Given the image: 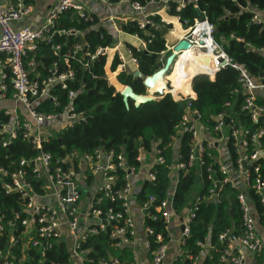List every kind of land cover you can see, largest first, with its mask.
Returning <instances> with one entry per match:
<instances>
[{
  "label": "built area",
  "instance_id": "obj_1",
  "mask_svg": "<svg viewBox=\"0 0 264 264\" xmlns=\"http://www.w3.org/2000/svg\"><path fill=\"white\" fill-rule=\"evenodd\" d=\"M108 4H130L134 14L130 21L135 22L139 28L149 26L158 27L155 23V16L159 15L161 21L166 25L174 28L175 24L168 17L177 18L181 28L182 36L174 39L172 42L166 40V50L161 55L166 56L174 51V45L180 40H187L191 44L190 49L203 51L204 54L213 60V76L224 68L231 67L239 74V88L235 92L241 95L243 102L240 106L242 112L249 114L252 122L258 123L256 130L252 131L245 125L238 123L235 118L231 117L226 111L221 112L216 117L218 120L229 118L225 125L222 123L214 127V131L219 133V137H214L213 130L209 126L201 123L202 115L193 108L192 102L196 99V93L190 87V94L179 90L176 100H186V112L182 117L180 124L176 127V134L172 137L174 146L178 143V136L182 133L191 135V147L189 155V167L195 165L205 168L208 178L214 181V187L210 190L209 199H216L218 192L224 183L230 182L233 188H236L237 178L230 177V170L226 163L220 157H213V162L205 160V154H211L214 149L220 150L225 148L223 142L233 140L238 152L236 172L244 178L246 186H251L252 172L250 167L260 158L264 159V104L259 102L256 91L264 87V76L255 79L247 70L243 63H237L232 56L226 51L223 45V37L215 38L216 26L208 17L206 11H202L196 4L200 15L192 21L183 20L180 16L170 14L172 4H176V9L180 11L185 8L188 2L192 0H150L143 4L141 0H100ZM196 2L197 0H193ZM237 4L242 11L251 14V22L264 27V10L257 5H252L249 0H230ZM33 10V3L27 0H0V100L10 98L25 109V114H16L11 110H5L6 115L11 116V120L2 126L0 135L5 134L3 146L7 147L14 138L20 133L29 140L36 154L30 157H22L19 160H12L7 166H0V184L6 194H18L20 213L25 214L21 220L23 225V238H28L26 242L32 243L34 247H39L42 255L49 248L48 242L53 239L54 242H65L69 249V264L78 260L81 264H137L122 263L116 258L92 256V246L84 247L83 244L91 236L108 232L109 226L112 227L110 237L114 240V245L118 248L130 247L136 234L135 221L130 211V198L133 194L132 180L142 171V151L140 150L139 161L141 167L136 169L130 166L126 161L124 153H116L114 150L105 151L101 147L91 153H80L77 150L66 153L57 159L53 154L43 149V144L49 142L52 136H57L61 131H57L59 123L66 125L65 129L73 128L77 124L87 123L91 118V113L77 109L75 100L79 91L70 88V82L75 81V72L71 67L72 60H78L84 67H88L100 54H106L103 50H109L110 47H100L95 53L86 49L83 42L73 45L70 48L71 54H59L60 45L54 43V36L58 35H79L80 32L73 29L56 30L58 19L66 12H72L79 19L85 21L92 16L86 10V4L81 0H57L46 13L44 21L38 27L21 26L15 27L14 23L21 22L29 16ZM229 11H226V14ZM171 28V29H172ZM169 30L170 33L172 32ZM168 32V31H167ZM140 41V46L133 45L138 49H146L147 43H151L154 35L147 41L135 35ZM238 41L244 42L243 38H237ZM41 43L52 46L58 56V60L53 62L49 69V75L45 76L34 59H28L31 52L38 49ZM170 44V46H169ZM253 48L252 44H247ZM114 56L109 64L110 74H114L117 79L121 71H127L129 62L137 63L133 56L131 48L116 43L114 47ZM184 50L180 51L183 52ZM264 53V47L259 49ZM78 53L79 56L78 57ZM118 58L120 63L116 69L112 70L114 60ZM67 67V70H60V61ZM107 66V63H106ZM105 66V70H106ZM31 71H34L33 77ZM109 82V74L106 70ZM10 74L9 82L13 87L11 96H8L9 85L5 82ZM201 75V74H200ZM56 84H61L62 89L68 90L67 100L62 109L56 112L48 113L45 110L38 109V105L43 101H50L54 106L59 107L64 101L52 93V88ZM84 89V85L81 86ZM230 106V103H227ZM26 114H30L31 120L27 119ZM64 129V130H65ZM54 130V132L52 131ZM206 134V136H205ZM212 135V137H211ZM221 144V146H219ZM251 147V149H250ZM161 151L155 149L156 158L146 166L144 184L152 183L156 180V175L152 170L156 164H164L165 158L160 155ZM176 167L179 165L178 161ZM249 163L245 168L244 164ZM214 164H217L219 172L224 175L223 181H216ZM125 172V185L117 191L118 199L121 200V210L115 211L113 208L103 210L96 208L95 203L102 201L98 194L112 196L113 187L115 186L116 175L112 172L117 170ZM255 173L259 172V166L255 167ZM91 181L89 183V178ZM178 182V174L174 177L170 194L160 202L159 209L161 217L165 222V229L170 238L171 226L177 219L178 213L173 202V194ZM253 187L260 196L261 203L264 205V180L257 177L253 182ZM90 190L91 193L85 205L82 204L85 193ZM218 190V191H217ZM147 200L141 203L145 212L157 202L155 193L148 191ZM237 199L242 211V235L238 238L242 246L252 250H260L264 247V238L259 236L256 231V222L254 214L250 208L248 198L245 193L238 191ZM193 202V203H192ZM189 211L185 214L182 221V230L180 240L182 247L186 238L191 234L190 224L195 217V212L199 209L200 198L195 196L190 202ZM20 213H16L14 221L21 218ZM3 214H0V241L4 233ZM12 220L8 222L9 226ZM69 236H67V233ZM146 233L153 234L154 229L146 226ZM231 231L227 230L220 236L221 240H229ZM156 240L159 246L153 251L152 264H174L175 258L171 262H166L168 253V241L165 242V236L158 233ZM232 240L226 250V258L230 264H245L243 252L239 249L232 251ZM19 242L18 238L12 235L9 239V248L0 250V264H11L12 251L11 247ZM202 245L203 251L205 244ZM146 247L151 251V242L147 238ZM202 251V252H203ZM180 256V255H179Z\"/></svg>",
  "mask_w": 264,
  "mask_h": 264
},
{
  "label": "trees",
  "instance_id": "obj_2",
  "mask_svg": "<svg viewBox=\"0 0 264 264\" xmlns=\"http://www.w3.org/2000/svg\"><path fill=\"white\" fill-rule=\"evenodd\" d=\"M150 0H141L147 4ZM252 5H257L264 10V0H249ZM34 3V0H27ZM196 4L202 11H206L212 23L216 26L215 38L223 37V45L226 51L237 63L246 65L249 73L255 78L261 74L264 76V53L259 49L264 47V27L251 22V14L242 11L240 7L230 0H197L188 2L185 8L180 11L176 9V4H172L170 14L180 16L181 19L191 21L198 16ZM226 11L229 13L226 14ZM92 20L79 19L72 12H66L57 21L56 30H70L80 32L79 35H58L54 36V43L60 45L59 54H71L70 48L78 43H85L86 49L95 53L100 47H114L116 35L108 29L99 27L98 18L92 15ZM155 23L158 27L149 26L139 28L135 22H127L122 30L132 35H138L144 41L154 35L151 43H147L146 49H138L131 44L133 56L137 60L139 70L144 77L156 72L161 64L158 58L166 50L165 34L172 26L161 21V17L156 15ZM175 25L174 28H177ZM237 38H243L240 42ZM252 44L253 48L247 46ZM156 54L158 57H154ZM169 53L167 57L170 55ZM78 57L79 53H78ZM28 59H34L37 68L42 70L45 76L49 75V69L53 62L58 60L55 50L51 45L41 43L38 49L31 52ZM107 55L100 54L98 57L84 67L78 60L71 61V67L75 72V81L70 82V88L79 91L75 100L78 110L91 113V118L87 123L77 124L73 128H68L57 136H52L49 142L43 144V149L53 154L54 158L64 156L66 153L77 150L80 153H91L101 147L105 151L114 150L116 153H124L126 161L136 169L141 167L138 157L140 150L151 152L154 149L161 151L160 155L165 158L164 164H156L152 169L156 175V180L152 183L146 182L139 194V200L144 203L146 193L153 192L157 196V202L147 212V226L154 229L153 234H148L147 238L151 242L152 250H156L159 242L156 240L158 233L165 236V242L169 240L168 232L165 229V222L161 217L159 209L160 202L170 194L174 177L178 174V182L173 194V202L178 214L186 213V209L192 205L191 200L196 186H201L197 194L200 198L199 209L195 212L190 228L191 234L186 238L182 247V255L178 256L174 264H197L196 261L202 256V244L209 243L213 250L203 258L201 264H230L226 258V250L232 240L238 239L243 232L242 212L237 199L238 190L233 188L231 183H224L217 195V200H210V190L214 187V181L208 178L205 168L195 165L189 167V155L191 147V135L188 133L179 134L178 147L172 143V137L176 134V127L180 124L186 112V100H176L171 93L163 97L144 103L138 107L132 100L129 106L124 102L123 95L115 85L111 84L107 78L105 66ZM120 60L116 58L112 65L114 71ZM60 70H67V67L60 61ZM134 72L121 71L118 74V81L123 85H131L135 92L146 95L147 89L144 79L134 78ZM34 71H31L33 77ZM114 76V74H112ZM238 72L231 67L224 68L216 73L214 77L204 74L197 75L193 80V90L196 99L192 102L202 115L201 123L209 126L213 130L214 137H219V133L214 131L217 124L225 125L229 118L218 120L219 113L226 111L228 114L237 116L242 124L247 128L255 129L257 123L249 119V115L240 110L243 99L235 92L239 88ZM10 74L5 82L9 85L8 96H11L13 87L9 82ZM116 83L114 77H112ZM176 81L169 80V88L173 89ZM119 84V83H118ZM84 85V89L81 86ZM117 86V85H116ZM120 86V85H119ZM122 87L120 90H123ZM181 90L182 88H178ZM52 93L64 99L62 105L54 106L50 101H43L38 105V109L48 113L56 112L69 103L67 98L68 90L62 89L61 84H56L52 88ZM263 104L262 101H259ZM230 103V106H227ZM5 110H0V130L3 125L10 122L11 116L6 115ZM5 134L0 135V166H7L12 160H19L22 157H30L36 154L29 140L20 133L13 139L7 147L3 146ZM229 153L234 168L237 167L238 152L233 140L229 139L225 146ZM251 149V147H250ZM218 156L216 148L209 155L205 154L207 162H213V157ZM183 167H176L175 163ZM259 166V172L255 173V167ZM252 172L249 195L253 199L259 212H263V205L260 196L253 187V182L257 177L264 180V159L260 158L250 167ZM215 180L223 181L224 175L219 172L217 164H214ZM116 175L115 186L112 196L98 194L102 198L100 203H95L96 208L103 210L113 208L115 211L121 210V200L118 199L117 191L125 185L123 170L112 172ZM199 178V180H198ZM89 183L91 177L89 178ZM16 213H20L18 194H6L0 184V214L4 218V233L0 241V250L9 248V239L12 235L18 238L19 242L12 246L11 264H69V249L65 242H48L49 248L45 255L39 247H34L32 243L26 242L28 238H23V225L21 220L25 214L20 213L21 218L14 221ZM12 220V226L8 222ZM112 227L108 232L91 236L84 247L92 246V256H102L106 258H116L122 263L135 262V255L131 247L118 248L114 245V240L110 237ZM227 230L231 231L229 240H221L220 236ZM234 249H232L233 251ZM95 264V263H86Z\"/></svg>",
  "mask_w": 264,
  "mask_h": 264
},
{
  "label": "crops",
  "instance_id": "obj_3",
  "mask_svg": "<svg viewBox=\"0 0 264 264\" xmlns=\"http://www.w3.org/2000/svg\"><path fill=\"white\" fill-rule=\"evenodd\" d=\"M57 0H34L33 3V10L29 16L24 18L21 22L14 23L15 27H21V26H30L32 28L38 27L45 19L46 13L48 12L49 8L56 2ZM86 4V10L89 14L95 15L98 18V28L102 27L105 29H108L109 32H112L116 35V43H119L121 46L124 45L127 47L128 44L140 46V41L135 35L126 33L122 30V27L124 24H126L128 21L131 20L134 11L130 4H108L100 0H81ZM121 10V11H120ZM0 35H1V28H0ZM132 64V61H130L129 65ZM135 66L130 68L128 66L129 72H131L130 69L135 72L137 69H139L137 63H133ZM111 77H114L111 74ZM115 79V77H114ZM116 82L119 83V85H122L118 81V78L115 79ZM113 85L116 84L113 82ZM181 85V84H180ZM174 86L175 90L173 93L177 94L179 91V86ZM118 90V88H117ZM184 90V87L181 89ZM119 91V90H118ZM172 91V90H171ZM256 95L258 96L259 101H262L264 104V87H260L256 91ZM240 97V95H239ZM242 98V97H240ZM0 110H11L13 113L16 112V114H25L26 111L23 108L21 104L16 103L10 98L2 99L0 100ZM247 115H249L247 112H245ZM235 120L242 124L237 116H233ZM255 123V122H254ZM258 124V123H257ZM244 125V124H242ZM258 127V125H257ZM256 127V128H257ZM250 129L252 131L256 130ZM54 132V130H52ZM206 136V134H205ZM212 137V135H211ZM224 146H227V142H223ZM221 146V144L219 145ZM175 147L177 148L178 145L176 144ZM218 151V156L221 160L227 164L230 170V177L231 178H237L236 182V189L238 191H242L246 194L248 198V202L250 204V208L254 214L255 222H256V231L259 236L264 238V205H263V212H259L257 206L255 205L253 199L249 195V186H246L244 182V178L239 175L235 168L232 165L231 157L229 153L227 152L226 148H220V150L216 149ZM156 158L155 149L151 152L142 151V171L140 174L133 178L132 184H133V194L130 198V211L135 221V229L136 234L134 236V241L132 245L130 246L134 252L135 255V262L137 264H152V257L150 252L148 251L146 247L147 242V233H146V218H147V212L142 208L141 203L139 202V194L142 192V189L144 187V181L145 178V171L146 166L150 165ZM91 193L90 190H88L85 194V198L82 202L83 205L86 204L88 199L87 194ZM198 192L193 193L192 200L195 196H197ZM90 196V194H89ZM191 200V201H192ZM190 206L186 209V213L178 214L177 219L173 222L171 226V233L170 238L168 240V253L166 256V262H171L175 258H177L179 255H182V245L180 240V233L182 230V221L185 216L187 215L189 211ZM241 210V209H240ZM242 212V211H241ZM67 236H69L68 232L66 233ZM233 251H237V249L241 250L243 252V255L245 257V264H264V247L260 250H252L248 247L242 246L240 244V241L236 239L232 243ZM213 250V246H210L207 242L205 244V249L202 252V257L196 261L197 264H201L203 261V258L208 254V252ZM245 250V251H244ZM73 264H81L78 262V260H75Z\"/></svg>",
  "mask_w": 264,
  "mask_h": 264
},
{
  "label": "water",
  "instance_id": "obj_4",
  "mask_svg": "<svg viewBox=\"0 0 264 264\" xmlns=\"http://www.w3.org/2000/svg\"><path fill=\"white\" fill-rule=\"evenodd\" d=\"M197 14L200 15V12L199 10L197 9ZM191 48V44L189 41L187 40H180L178 43H176L174 45V51L168 56V58L166 59V62H165V65L162 67H160L156 72H154L152 75H149V76H146L144 77V75L142 74V72L137 69L134 73H133V76L134 78H142L144 79V85L147 89V94L144 95V94H139L137 92H135L134 88L131 86V85H124V89L123 90H119L121 92V94L123 95V99H124V102L127 106H129V101L132 100L135 104L136 107L144 104V103H147L149 101H152V100H155L157 98H160V97H163L164 95L170 93V92H166V88H167V85L164 81H163V77L165 76V74L169 71V69L172 67L173 63H174V60H175V51H182V50H186V49H189ZM104 53H107V50H103ZM154 57H158L156 54H154ZM208 59L212 60L211 58L208 57ZM212 64L213 63V60H212ZM160 65V63H159ZM200 74H204V73H199V74H196L194 75L190 82H189V89L191 87L192 89V83H193V80L194 78L197 76V75H200ZM261 78H263V74L260 75ZM155 86V89L153 91V93L150 91V88L154 87ZM157 87V88H156ZM187 89V88H186ZM185 92V91H184ZM187 94L189 95L190 94V91H187ZM148 94H153L152 96H149ZM173 96H176L177 94L175 93H171ZM241 97V95H240ZM175 165H177V162L175 163ZM244 167L245 168H248L249 167V163H245L244 164ZM199 180V178H198ZM218 191V190H217ZM89 196V194H87Z\"/></svg>",
  "mask_w": 264,
  "mask_h": 264
},
{
  "label": "bare ground",
  "instance_id": "obj_5",
  "mask_svg": "<svg viewBox=\"0 0 264 264\" xmlns=\"http://www.w3.org/2000/svg\"><path fill=\"white\" fill-rule=\"evenodd\" d=\"M168 19L172 20V22L175 25H178L177 28H173L171 35H170V39H177L178 37L182 36V28H181L177 18L168 17ZM169 46H170V44H169ZM174 53H175L174 63L178 62L180 57L184 56V58L177 63V70L172 75V77H173L172 79L177 82V85L181 84L180 86L182 88H183V86H185L183 91H185V92H186V90L190 91V89L188 88L189 82L194 75L199 74V73H204V74H211L213 76V74H214L213 67L214 66L212 64V60L208 59L209 56L204 54L203 51H197V50L189 48V49L184 50L183 52H180V50H179V51H175ZM174 63L172 65V67L169 69V71L163 77V81L166 84H168L165 91L170 92V93H173V91L175 90V88H173V89L169 88V80H168L170 78L169 73L171 72V70L174 66ZM154 89H155V86L153 88L151 87L150 91L153 93ZM148 95L152 96L153 94H148Z\"/></svg>",
  "mask_w": 264,
  "mask_h": 264
},
{
  "label": "rangeland",
  "instance_id": "obj_6",
  "mask_svg": "<svg viewBox=\"0 0 264 264\" xmlns=\"http://www.w3.org/2000/svg\"><path fill=\"white\" fill-rule=\"evenodd\" d=\"M173 27V26H172ZM173 30V28L171 29V31ZM170 35H171V33H170V31H168L166 34H165V37L167 38V40L168 41H170V42H172L174 39H170ZM106 55H107V66H106V70H107V72H108V74H109V78L112 80V77H111V74H110V72H109V64H110V62H111V60L113 59V56H114V50H113V48L112 47H110L109 48V50L107 51V53H106ZM168 57L165 55V54H163V55H161L159 58H158V64L160 63L161 64V66L163 67L164 65H165V62H166V59H167ZM184 58V56H182V57H180V59H179V61H181L182 59ZM178 61V62H179ZM178 62H176V63H174V66H173V68H172V70H171V72L169 73V76H170V78L168 79V80H172V75L176 72V70H177V63ZM130 63V62H129ZM130 68H132V67H134L135 65L133 64V62H132V64L131 65H128ZM128 70V69H127ZM131 70V72H133V70L132 69H130ZM111 82H113V80L111 81ZM117 86H116V89L118 88V90H120L123 86L122 85H120L119 86V84H118V82H116L115 83ZM181 87V86H180ZM184 88H185V86H183ZM182 88V87H181ZM147 93V92H146ZM26 116H27V119L28 120H31L32 118H31V116H30V114H26ZM66 128V125L65 124H63V123H59V127H58V132L59 131H63L64 129ZM201 190V186H196V188H195V190H194V193L195 192H198V191H200Z\"/></svg>",
  "mask_w": 264,
  "mask_h": 264
}]
</instances>
